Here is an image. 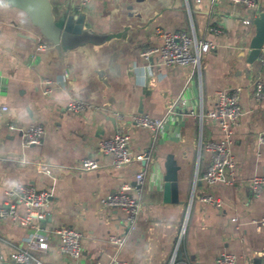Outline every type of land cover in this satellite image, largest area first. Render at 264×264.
<instances>
[{
  "label": "crops",
  "instance_id": "crops-1",
  "mask_svg": "<svg viewBox=\"0 0 264 264\" xmlns=\"http://www.w3.org/2000/svg\"><path fill=\"white\" fill-rule=\"evenodd\" d=\"M52 1L59 16L79 14L84 28L107 40L76 47L52 44L38 51L40 41H49L24 10L0 0V105L9 107L0 117V153L6 156H0V205L5 190L15 184L53 188L51 216L36 226L69 227L82 233L83 253L78 259L63 252L54 235L48 249L35 250L34 255L55 264H111L114 258L123 264H169L188 214L178 264H216L223 253L234 254L238 264H264V227L251 223L264 218V189L256 197L250 186L253 176L264 174V144L259 141L264 132V100L255 98L257 79L264 82V66L259 59L248 61L256 31L252 19L264 11V0H259V10L228 0L215 4L92 0L83 12L78 11L77 0ZM158 27L185 31L215 44L203 55L201 72H193L192 66L162 64L158 54L144 57L145 50L163 43L156 34ZM45 79L53 81L50 94L44 93ZM237 87L243 114L231 146L236 181L209 184L204 173L212 156L201 150V143L219 140L223 134L207 114L215 107L218 90ZM72 99L99 109L69 112L66 106ZM176 100L185 102L170 115L163 133L131 121L140 113L163 117ZM31 124L43 126L44 139L25 146L21 128ZM117 130L130 134L133 155L148 158L116 167L113 156L99 150V143ZM170 154L179 166L175 202L164 199L165 162ZM86 157L100 166L80 169ZM38 162L49 164L52 176L40 173ZM139 172H145V183L140 193L131 191L143 203L139 224L120 249L110 238L125 234V213L105 207L101 200L124 184L134 187ZM206 193L220 197L223 206L201 202ZM31 231L11 219L0 220V255L25 247Z\"/></svg>",
  "mask_w": 264,
  "mask_h": 264
},
{
  "label": "built area",
  "instance_id": "built-area-1",
  "mask_svg": "<svg viewBox=\"0 0 264 264\" xmlns=\"http://www.w3.org/2000/svg\"><path fill=\"white\" fill-rule=\"evenodd\" d=\"M92 0H77V9L83 12ZM189 1V0H188ZM201 3L205 0H195ZM215 4L222 0H207ZM235 4H244L252 9L259 10V0H228ZM258 14L253 16L254 20ZM247 19L246 22L252 21ZM210 31L219 32L215 27H210ZM156 34L163 39V43L154 48H149L143 52L144 57L149 59L153 54H158L160 62L166 65L192 66L193 72H201L203 55L216 48L215 44L208 39H199L195 34H189L185 31H167L158 27ZM52 46L49 42L40 41L37 45L38 51L46 50ZM264 66V48L259 58ZM47 85L44 93L52 92L50 79H45ZM241 88L237 87L231 90H218L215 96V107L208 112V116L215 120L222 131V138L219 140H210L203 144L201 150L205 149L212 156V162L208 170L204 173V179L209 184L225 182L233 184L236 181L235 169L236 162L231 152L233 144L234 129L243 114V107L240 102ZM255 98L258 101L264 100V82L257 79L255 83ZM184 100H176L170 107L167 115L163 117H153L145 113L132 115L131 121L134 125L147 128L156 134L163 133L169 123V117L175 113L177 106L184 103ZM67 111L81 114L88 110L99 109L92 103L80 99H72L66 106ZM7 105H0V117L8 112ZM13 129H18L13 124H8ZM22 142L25 146L40 144L45 135V130L40 124H31L22 129ZM131 136L124 130H117L114 136L102 139L99 143V150L112 155L116 167L126 166L133 161H142L148 158L147 154L133 155L131 153L129 142ZM259 141L264 144V132L259 136ZM100 166L99 162L92 158L82 159L80 169L92 170ZM37 169L40 173H46L52 176V167L49 164L38 162ZM198 177L196 175L195 183ZM145 183V172H139L136 176V184L132 187L130 184H124L121 189L109 193L103 197L101 203L105 207L119 208L125 213L126 232L123 236H112L110 242L118 248L125 246L127 239L136 230L139 224V217L143 207L142 200L131 193L132 190L140 193ZM251 192L254 196L261 195L264 189V174L253 176L250 180ZM54 196V189L39 190L31 184H15L5 190V200L0 205V220L11 219L21 226L30 228L32 231L28 237L25 247L18 248L9 255H0V264H55L39 260L35 255V250H46L49 247V238L51 235L57 236L61 240L63 252L72 258L82 256V233L69 227H57L46 230L36 226L37 223L45 222L50 216V202ZM193 200V196H192ZM199 200L222 207L223 200L210 193L200 196ZM187 217L181 226L176 245L169 261V264H178V254L187 235ZM238 221L237 217L232 219ZM258 228L264 227V218L251 221ZM111 264H123L113 259ZM216 264H238L237 257L232 253H223L216 259Z\"/></svg>",
  "mask_w": 264,
  "mask_h": 264
},
{
  "label": "water",
  "instance_id": "water-1",
  "mask_svg": "<svg viewBox=\"0 0 264 264\" xmlns=\"http://www.w3.org/2000/svg\"><path fill=\"white\" fill-rule=\"evenodd\" d=\"M13 6L24 10L33 26L56 47H76L86 43L101 44L107 36L84 28V18L79 14L59 16L52 0H8ZM255 34L251 40L248 61H257L264 48V11L255 19ZM1 146V141H0ZM0 156L6 157L0 153ZM164 175L165 201H178V168L174 155L167 156Z\"/></svg>",
  "mask_w": 264,
  "mask_h": 264
}]
</instances>
